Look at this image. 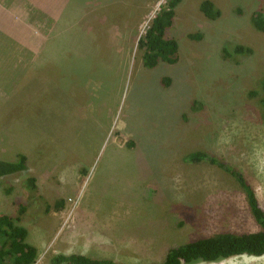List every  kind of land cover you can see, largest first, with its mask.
I'll return each mask as SVG.
<instances>
[{
  "label": "rangeland",
  "instance_id": "rangeland-1",
  "mask_svg": "<svg viewBox=\"0 0 264 264\" xmlns=\"http://www.w3.org/2000/svg\"><path fill=\"white\" fill-rule=\"evenodd\" d=\"M203 1L176 8L179 61L147 68L138 42L167 0H0V158H27L0 178V213L26 230L34 264L59 253L159 263L201 237L260 230L232 176L184 157L224 158L264 209V115L250 95L264 76L253 24L264 0H212L216 19Z\"/></svg>",
  "mask_w": 264,
  "mask_h": 264
},
{
  "label": "trees",
  "instance_id": "trees-1",
  "mask_svg": "<svg viewBox=\"0 0 264 264\" xmlns=\"http://www.w3.org/2000/svg\"><path fill=\"white\" fill-rule=\"evenodd\" d=\"M182 0H167V3L154 17L144 34L140 37L138 46L144 52L143 63L147 68H154L161 63L175 64L180 59V45L168 34L176 20V8ZM201 10L205 16L216 19L220 9L212 0H204ZM254 26L264 31V12L257 11L253 16ZM196 38L201 34L193 35ZM235 47L233 54L248 53V48L241 50ZM227 51V49H226ZM225 51V52H226ZM227 53V52H226ZM228 54V53H227ZM161 83L170 86V79L163 77ZM250 95L257 98L264 115V76ZM184 160L190 163L207 162L214 164L228 173L243 190L252 216L260 227L256 232H222L213 236L201 237L197 240L172 247L165 258L159 263L147 264H194L197 262H217L237 255H264V209L261 207L255 187L245 174L224 158L213 155L206 150H195L185 155ZM27 168V158L18 155L17 160L0 158V178L24 171ZM35 186V178L30 179ZM19 212L26 211L20 204ZM17 218L0 213V264H34L39 251L26 240V230L17 223ZM50 264H123L111 259H100L80 253H59L50 258ZM141 264V263H138Z\"/></svg>",
  "mask_w": 264,
  "mask_h": 264
}]
</instances>
